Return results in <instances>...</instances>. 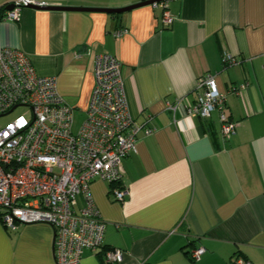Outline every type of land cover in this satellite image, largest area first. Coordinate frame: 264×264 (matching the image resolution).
<instances>
[{
    "label": "crops",
    "instance_id": "crops-1",
    "mask_svg": "<svg viewBox=\"0 0 264 264\" xmlns=\"http://www.w3.org/2000/svg\"><path fill=\"white\" fill-rule=\"evenodd\" d=\"M39 1L123 8L146 0ZM166 5L175 19L167 28L162 9L151 5L119 15L25 8L18 21L0 22V45L26 54L38 75L55 77L73 114L85 117L93 56L121 64L128 110L141 130L136 152L120 164L123 201L109 183L90 184L105 224L103 248L85 250L78 264H109L101 252L113 248L123 252L113 264H235V256L264 264V0ZM224 54L237 63L224 68ZM207 74L236 123L225 141L218 113L202 120L186 112ZM53 239L46 223L11 231L0 221V264H56ZM197 246L205 251L192 261L188 250Z\"/></svg>",
    "mask_w": 264,
    "mask_h": 264
},
{
    "label": "built area",
    "instance_id": "built-area-1",
    "mask_svg": "<svg viewBox=\"0 0 264 264\" xmlns=\"http://www.w3.org/2000/svg\"><path fill=\"white\" fill-rule=\"evenodd\" d=\"M11 5L10 10L0 11V22L18 21L25 8L56 6L39 0H13ZM151 6L162 9L164 28L173 24L166 1ZM126 33L118 30L113 36ZM236 63L232 55L222 56L224 68ZM120 68L111 55L93 56V89L84 120L73 133V109L59 95L56 78L38 75L26 54L0 45V118L19 108L29 111L28 115H15L0 128V221L11 231L21 224L50 225L56 264H78L85 250L101 249L105 224L90 184L121 180V162L136 152V135L141 128L129 113ZM215 80L207 74L198 81L194 105L186 112L202 120L218 113L225 141L235 135L236 123L224 114L225 96ZM169 109L174 112L176 105ZM113 193L117 201H123L122 189L115 188ZM204 251L197 246L188 250V256L198 261ZM102 258L106 263H117L123 252L108 249ZM233 261L250 264L240 256Z\"/></svg>",
    "mask_w": 264,
    "mask_h": 264
},
{
    "label": "water",
    "instance_id": "water-1",
    "mask_svg": "<svg viewBox=\"0 0 264 264\" xmlns=\"http://www.w3.org/2000/svg\"><path fill=\"white\" fill-rule=\"evenodd\" d=\"M163 1H168V0H146L123 8H78V7L54 6V7H49L46 10L119 15L140 7L149 6L152 5L153 3H160ZM11 8L12 5L10 4L5 9L10 10Z\"/></svg>",
    "mask_w": 264,
    "mask_h": 264
},
{
    "label": "rangeland",
    "instance_id": "rangeland-1",
    "mask_svg": "<svg viewBox=\"0 0 264 264\" xmlns=\"http://www.w3.org/2000/svg\"><path fill=\"white\" fill-rule=\"evenodd\" d=\"M1 1L2 0H0V2ZM90 1L91 2H99L100 4H102V3L112 4L113 2H115V0H112V1H109V0L106 1L105 0L103 2L102 1H98V0H90ZM129 1H131V0H129ZM8 2H10V0H6V1L3 0L1 2L0 6H2L5 3H8ZM19 113L20 114H24V115H28L29 111L26 110V109L19 108L14 113H12L10 115H7V116H4V117H1L0 118V128H4L7 124H9L13 120L14 116L19 114ZM83 120H84V117L81 116L80 114H78V113L73 114V124H72V132L73 133H77L78 132Z\"/></svg>",
    "mask_w": 264,
    "mask_h": 264
},
{
    "label": "trees",
    "instance_id": "trees-1",
    "mask_svg": "<svg viewBox=\"0 0 264 264\" xmlns=\"http://www.w3.org/2000/svg\"><path fill=\"white\" fill-rule=\"evenodd\" d=\"M9 4L3 5L2 7H0V11H4L5 8L8 6ZM108 183V182H107ZM111 185V187L114 188H119V189H123V187L121 186V180H119L118 182L115 183H109ZM103 248V245L101 247V249ZM102 253V252H101Z\"/></svg>",
    "mask_w": 264,
    "mask_h": 264
}]
</instances>
